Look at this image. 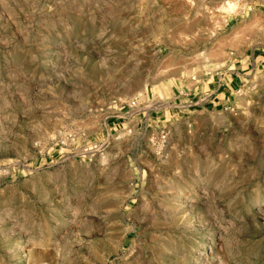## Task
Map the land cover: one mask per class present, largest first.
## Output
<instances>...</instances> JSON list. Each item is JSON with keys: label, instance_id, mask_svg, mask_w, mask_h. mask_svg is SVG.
Returning a JSON list of instances; mask_svg holds the SVG:
<instances>
[{"label": "rangeland", "instance_id": "374dc122", "mask_svg": "<svg viewBox=\"0 0 264 264\" xmlns=\"http://www.w3.org/2000/svg\"><path fill=\"white\" fill-rule=\"evenodd\" d=\"M0 264H264V0H0Z\"/></svg>", "mask_w": 264, "mask_h": 264}, {"label": "bare ground", "instance_id": "6f19581e", "mask_svg": "<svg viewBox=\"0 0 264 264\" xmlns=\"http://www.w3.org/2000/svg\"><path fill=\"white\" fill-rule=\"evenodd\" d=\"M224 11L226 14L231 15L237 12L235 4L232 2H228L224 4Z\"/></svg>", "mask_w": 264, "mask_h": 264}, {"label": "crops", "instance_id": "0c3cea01", "mask_svg": "<svg viewBox=\"0 0 264 264\" xmlns=\"http://www.w3.org/2000/svg\"><path fill=\"white\" fill-rule=\"evenodd\" d=\"M234 84H235L234 79L229 80L227 87L224 88L225 93H223V96H226L225 94H231V92L233 91Z\"/></svg>", "mask_w": 264, "mask_h": 264}]
</instances>
